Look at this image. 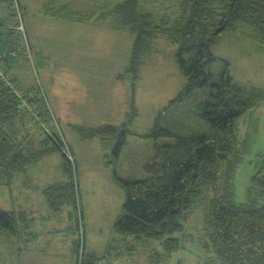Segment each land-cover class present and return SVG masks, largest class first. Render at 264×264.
I'll list each match as a JSON object with an SVG mask.
<instances>
[{
    "label": "trees",
    "instance_id": "trees-1",
    "mask_svg": "<svg viewBox=\"0 0 264 264\" xmlns=\"http://www.w3.org/2000/svg\"><path fill=\"white\" fill-rule=\"evenodd\" d=\"M5 1L17 23L10 27L0 20V67L10 78L7 84L0 82V185H8L43 157L60 152V171L65 180L45 188V198L54 211L74 207L78 232L83 235L74 246L76 264L78 257L82 264H98L100 260L111 264L121 255L114 239L102 257L85 253L73 158L65 152L68 145L57 116L39 84L31 85L30 91L22 90L11 73L10 59L22 52L29 63L33 59L30 45L24 44L17 28L18 16L21 14L23 21L25 7L21 0H17V6L12 0ZM91 1L95 4L85 11L49 3L44 12L72 21L109 20L113 28L131 33L127 71L133 78L141 57L153 50L155 41L166 39L175 46V61L185 78L179 93L156 115L152 128L139 135L151 141L153 150L143 164L142 178L130 181L114 175L125 194L113 225L123 238L122 245L128 238L156 242L161 251L151 252L147 264H166L169 255L182 247V237L174 235L186 231L185 223L196 205L202 209L206 247L218 264H264V156L251 177L246 202L235 201L233 180L243 154L236 122L264 103V88L247 89L233 83L224 60L225 67L214 79L212 66L221 59L210 50L216 38L237 35L246 37L258 53L264 54V0H123L113 5L105 0ZM147 5L157 6L149 10ZM14 29L22 42L4 46V31ZM24 30L28 41L25 26ZM11 48L16 50L15 56L8 54ZM30 65L33 67V63ZM22 102L24 109L18 108ZM196 119L205 127L197 128L193 123ZM125 126L105 124L88 132L91 137L101 136L107 150L113 147L111 160L107 155V166L118 159ZM32 221L33 217L23 211L0 209L2 231L16 235L26 231Z\"/></svg>",
    "mask_w": 264,
    "mask_h": 264
},
{
    "label": "rangeland",
    "instance_id": "rangeland-1",
    "mask_svg": "<svg viewBox=\"0 0 264 264\" xmlns=\"http://www.w3.org/2000/svg\"><path fill=\"white\" fill-rule=\"evenodd\" d=\"M66 1L76 4L80 0ZM111 1L118 3L123 0ZM89 2L92 1L89 0ZM34 3V9H38L40 1L35 0ZM156 6L147 5L146 8L154 10ZM27 18L28 13H24L23 24L31 46L34 47L33 60L29 63L22 52L18 58L11 60V63L18 64L22 68L21 75L23 74V77L21 79L17 77L14 70H11V73L18 80L22 90L30 91L31 85H40L49 107L56 113L61 124L68 145L65 152L67 156L71 154L73 158L71 161L76 192L82 211V221H79V225L82 226L84 244L86 243L84 245L85 253L88 255V252L96 250L97 257H102L105 246L114 239L121 250V255L116 258L117 261L114 264H147L151 252L161 251L160 245L156 242H137L132 238H128L127 243L122 245V236L113 230L114 222L120 214L125 198L124 190L114 175L130 181L143 176V164L152 155L153 150L151 141L139 135L152 128L156 115L179 93L185 82L175 61V46L166 39L155 41L153 50L141 57L135 78L132 73L125 70L123 74L125 81L120 82L123 96L117 93L114 97L108 93L105 87L106 78L93 76L90 79L91 82L88 83L87 78L83 77L80 73L81 68L74 57L75 46L72 41L63 46L57 43V37L48 39L46 35L37 37L41 30L40 25H42L40 20L46 19L49 28V25L54 22L52 17L37 12L29 24L28 19L30 20V18ZM50 20L52 21L50 22ZM13 22L16 24L17 20ZM4 32L6 33L4 46L7 42L16 41V44L22 42L20 33L16 29ZM131 36L133 40V35L131 34ZM74 39H80L76 32ZM43 41L46 43L41 45ZM125 46L126 41L122 40L115 49ZM256 48L243 36L222 35L216 38L211 44L210 50L215 57L221 60L212 66L214 79H217L225 67L224 60L229 65L228 74L233 83L247 89L264 88V54L258 53ZM40 49L48 50V53L44 54ZM43 55L46 58L45 64L41 60ZM31 63H33V67L30 65ZM44 65L46 72L43 71ZM48 81H54V84L58 86L56 95L50 91ZM111 83L110 90L115 84L114 78ZM57 97L62 100L58 102ZM87 98L91 99L87 100ZM115 103H117L116 106H113ZM56 104L61 105L64 109L61 108L59 111ZM109 106L112 107L109 108ZM126 112L128 115L125 117ZM103 121H108L105 123L117 121L118 125H126L127 130L118 159L110 166L106 165V161H108V156L111 160L113 147L107 150L101 136L98 134L93 137L88 135V132L93 128L102 126ZM193 123L197 128L205 125L197 119L193 120ZM236 127V134L240 146L243 148V154L233 174L234 193L235 201L242 203L248 200L251 177L257 171L260 158L264 156V103L255 110L242 115L237 120ZM44 158L27 171V186L21 185L24 174L12 179L14 204L22 206L23 209H29V217L34 219L31 230L37 231L36 233L40 236L37 246L46 248L43 240H47L51 236L46 235V230L59 229L64 227L66 222H70L67 219L69 211L72 214L73 226L76 227L74 230L77 231L76 242H78V223L74 207L67 206L61 211H54L43 193L46 187L65 180L60 171L63 156L60 152H55ZM0 187V207L5 208L9 204V199L7 192L2 190L4 186L0 185ZM185 226L186 231L183 234L174 235L182 237V247L169 255L166 264H218L213 253L206 247L208 240L202 229V209L194 205ZM65 233L66 230H63L58 236L62 241L53 247L56 248L55 251L52 250L53 248L45 249L47 255L56 253L59 256L62 253L64 256ZM81 235L82 232H80V239H82ZM119 236L121 239H118ZM22 244L23 241L18 240L17 248ZM128 247L131 249L128 250ZM74 257L76 264V255ZM77 261L78 264H82L81 257H78ZM56 262L70 264L68 260L63 259L62 261V258ZM99 264H105V261L101 262L100 260Z\"/></svg>",
    "mask_w": 264,
    "mask_h": 264
},
{
    "label": "crops",
    "instance_id": "crops-1",
    "mask_svg": "<svg viewBox=\"0 0 264 264\" xmlns=\"http://www.w3.org/2000/svg\"><path fill=\"white\" fill-rule=\"evenodd\" d=\"M39 1H40L39 8L34 9L35 0H21L22 4L25 7V13H28V18H30V20L27 18L28 24L31 23V20L33 19V17L35 16V13L37 12L50 16L49 14L44 12V6L49 3L53 4V6L55 7H59L61 5H68L70 9L73 11H85V10H88L91 5L95 4V2L91 4L89 0H85V1L80 0L79 2H77L78 1L77 0L76 2L78 4L77 3L73 4L66 0H39ZM105 1H108L109 3H111V5L115 4V1L113 2L111 0H105ZM5 5H6V1L0 0V18H1L0 20H2L3 23H8L7 25L5 24L6 26L11 27L14 25V22H13L14 19L11 17L10 11H6L7 9ZM50 17H52L54 22L53 24L49 25V28L47 27L48 21L44 18L41 20L39 18L40 22H42V25H40L41 30L39 31V34L37 35V37L45 36V35L47 39L49 37H57L58 39L57 43L63 46L68 44L69 41H72L75 46V51H74L75 60L77 64L79 65V67L81 68L80 73L83 75V77L87 78L88 83L91 82L90 79L93 76L97 78H100V77L106 78L107 81L105 82V87L107 88L108 93L112 94L114 97L116 96L117 93L120 96H123L122 86L120 82L125 81L123 74L125 70H127L129 63H130L131 52H132L131 44L133 41L131 33L127 31H120V30L113 28L109 20H92L89 22H84V21H72V20L63 19V18H55L53 16H50ZM34 19L36 20V18ZM51 21L52 20H50V22ZM75 32L77 33V36L80 38L79 40L74 39ZM60 34H63V35H60ZM27 38H28V35H27ZM122 40L123 42L126 41V46L122 47L121 49H115L117 45L122 42ZM14 42L16 41H12L13 44ZM45 43L46 41H43L41 45H44ZM28 44L30 45V48L33 52L34 47L31 46V42L29 38H28ZM32 45H38V44H32ZM40 50L44 54L48 53V50H45V49H40ZM11 60H15V59L12 58L8 61V64L11 66V70L16 71L15 75L21 79L23 77L22 76L23 74L21 75V73H23L22 68H20L18 64H12ZM41 60L44 62V64L46 63L45 55H43ZM43 67H44L43 71L46 72V66L44 65ZM105 76H109V77H105ZM112 78L115 79V84L114 86L112 85V89L110 90L109 87L112 84L111 83ZM44 80H46V78H44ZM54 83H55L54 81L47 82L50 88V91L54 95H56V90L58 91L59 88ZM90 99L87 98V100H90ZM56 100L60 102L62 98L57 97ZM116 104L117 103H115L113 106H116ZM56 106L59 108V111L61 108L64 109V107H62L61 105L56 104ZM110 107L112 106H109V108ZM50 110L53 114L56 115V113L52 111L51 108ZM109 115L111 114L109 113ZM127 115L128 113L126 112L125 117ZM103 122L104 123H102V125H105V124L118 125L117 121L114 123H105L108 121H103ZM42 159H45V158L43 157ZM29 169H31V167L28 168L27 171ZM27 171L25 173H22L24 174V178L21 182V185L23 186L28 185V174H27L28 172ZM12 179L8 185H2L4 186L2 190L4 192H7L9 204L5 208L0 207V209L6 210V211H11V210L23 211L29 217L30 216L29 209H23L22 206L20 205L16 206L14 204L15 198H14V188L12 184ZM31 212L33 211L31 210ZM67 219L70 222H66L64 227L59 228V229L50 228L45 231L46 235H51L47 238V240L46 239L43 240V242H45L46 244L47 249L42 246L36 245L40 241V238H38L40 236L38 233H36L37 231L33 232L31 230L32 225H34V219L30 223L28 228L26 227L27 228L26 231L21 230L16 235L0 230V264H60L59 262H56L59 260V258H62V261L63 259H65V260H68L70 264H75L74 246L76 243L77 231L74 230L76 229V227L73 226L72 216L69 215ZM63 230H66V233L64 234L66 236L65 237L66 246L64 249V256L62 253L59 256L56 253H50V255H47L46 254L47 251H45V249L51 250V248L57 246L60 243V241H62L58 238V236L61 235V232H63ZM30 233L34 234V236H31ZM55 234L56 236H54ZM79 235H80V232H79ZM18 240H22L23 244L22 246H19L17 248ZM84 245H86V243ZM55 249L56 248H53L52 250L55 251ZM96 252H97L96 250H92L88 252V254L96 255L97 254ZM102 261H105V264H109L107 263L106 260H101V262ZM115 261H117V259H112L111 264H114Z\"/></svg>",
    "mask_w": 264,
    "mask_h": 264
},
{
    "label": "built area",
    "instance_id": "built-area-1",
    "mask_svg": "<svg viewBox=\"0 0 264 264\" xmlns=\"http://www.w3.org/2000/svg\"><path fill=\"white\" fill-rule=\"evenodd\" d=\"M14 6H17V0H12ZM18 30L22 32V35H23V42L26 46H28V41L26 39V36H25V30H24V25H23V21H22V17H21V14L18 16ZM8 54L11 55V56H15L16 55V50H14L13 48H11L9 51H8ZM9 76L8 75H4V72H3V69L0 67V82L1 83H9ZM23 103V102H22ZM20 103L18 104V108L20 109H24L25 107V104L23 103Z\"/></svg>",
    "mask_w": 264,
    "mask_h": 264
}]
</instances>
